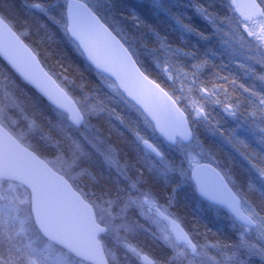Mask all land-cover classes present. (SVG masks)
I'll return each instance as SVG.
<instances>
[{"label":"trees","instance_id":"16d2710c","mask_svg":"<svg viewBox=\"0 0 264 264\" xmlns=\"http://www.w3.org/2000/svg\"><path fill=\"white\" fill-rule=\"evenodd\" d=\"M82 1L127 47L140 69L163 85L187 115L192 97L205 94L199 100L204 117L196 122L189 118L194 141L184 148H195L206 163L220 170L244 210H252L257 224L264 227V98L257 93L254 79L245 77V70L220 48L219 36H213L209 21L195 13L199 8L221 17L226 1L163 0L158 5L143 0ZM56 3L57 0H0V16L80 109L81 105L94 108L96 117L88 122L92 137H80L79 130L61 126L62 114L1 58L0 102L11 116L2 114L0 124L52 168L50 161L57 156L72 162L76 159V166L81 167L79 178L68 181L91 205L95 200L120 206L130 197L129 188L135 187L180 220L197 251L206 248L211 255L215 251L233 258L238 248L253 249L257 241L239 240L237 232L230 228L232 218L223 210H219L222 215L214 213V207L206 210L209 205L198 198L189 174L182 177L176 172L175 167L182 166L177 155L181 147L166 146L141 113L117 91H109L112 83L88 65L66 35L64 11ZM37 5L43 10H36ZM178 72L186 79L179 85L172 78ZM226 109H232L230 117L223 112ZM257 119L259 130L255 129ZM139 139L152 142L163 156L161 160L153 156V161L170 163L174 172L165 175L151 168L150 154ZM97 140L101 143L96 150L93 142ZM8 209L0 211V264H68L71 259L79 263L38 236L28 217L16 216L18 208L14 204ZM135 230L127 233L125 243L149 257L153 264H180L156 236L139 226ZM107 236L108 231L103 240ZM257 249L263 251L264 246ZM238 258L235 264H264L250 255Z\"/></svg>","mask_w":264,"mask_h":264},{"label":"water","instance_id":"95a60500","mask_svg":"<svg viewBox=\"0 0 264 264\" xmlns=\"http://www.w3.org/2000/svg\"><path fill=\"white\" fill-rule=\"evenodd\" d=\"M250 0H234V9L241 17L253 18L254 8H243L238 5ZM66 4L65 17L67 35L74 42L87 63L94 71L110 79L124 98L133 104L152 125L156 135L168 146L176 147L178 143L188 146L193 142V132L184 113L185 125L191 137L184 139V127L174 121L165 119L161 125L139 104L112 72L98 67L89 57L84 45L70 31L73 19ZM84 14L76 21L78 30L94 47L102 60L111 59L109 44L127 49L120 40L105 26L102 21L83 2ZM247 13V14H245ZM95 18V19H94ZM99 24H103L107 35H97ZM20 55H16V52ZM128 51V49H127ZM130 54V52L128 51ZM132 57V55L130 54ZM11 57V58H10ZM0 58L30 88H32L49 106L68 118V122L77 130L85 123V118L76 102L45 70L38 57L15 31L0 16ZM25 59L29 62L25 64ZM134 60V58L132 57ZM135 61V60H134ZM136 63V62H135ZM137 65V63H136ZM138 66V65H137ZM139 67V66H138ZM24 68L25 71L21 69ZM30 68H35L40 77L57 90L56 99L40 88L29 75ZM141 70V69H140ZM178 106V105H177ZM179 107V106H178ZM174 137L170 139L169 136ZM151 145V146H150ZM148 152L161 158V154L151 142L144 144ZM191 182L196 193L204 202L225 210L239 225L255 229L257 224L244 211L240 198L235 194L223 174L214 166L202 163L191 171ZM0 181L17 184L25 188L30 195V211L34 226L40 236L50 244L63 250L73 258L86 264H109L100 241L106 230L97 221L93 207L61 175L56 173L35 153L21 145L3 126L0 125ZM174 240L179 246L196 247L181 226L175 227ZM146 264H152L148 257H143Z\"/></svg>","mask_w":264,"mask_h":264},{"label":"rangeland","instance_id":"374dc122","mask_svg":"<svg viewBox=\"0 0 264 264\" xmlns=\"http://www.w3.org/2000/svg\"><path fill=\"white\" fill-rule=\"evenodd\" d=\"M67 1L68 0H57V3L55 4L62 6L64 16L65 5ZM143 1L158 5V3L163 0ZM223 1H226V3L223 4L222 8L225 13H223L221 17H218V15H216L215 13L207 14L204 10H201L199 8H195V13L201 16L204 20L209 21L213 30V36H219L217 40L220 48L224 50L227 56L231 58L232 62H234L240 69L243 68L245 70V77L254 79V82L258 84L256 86L257 93L264 98V41H261L259 39L260 29L261 27H264V0H254V16L251 19L240 17V15L233 8L234 0ZM224 5H226V7H224ZM35 9L43 10V8L39 5L35 6ZM216 17L218 19H216ZM64 30L66 31V22ZM180 74L182 73L178 72L175 76H171L178 85L179 83H182L186 80ZM109 91H116L114 84L109 85ZM202 92L203 91L200 90V93ZM204 95L201 94V96L192 97L190 104H187V108L189 111L188 117L192 122L199 121L204 117V113L197 115L196 107H194L195 105L203 108V105H201L199 100ZM3 97L4 94L2 95V99H4ZM261 106L262 114H264V103H262ZM231 110L226 109L223 112L225 113V115L230 117V114L232 113ZM81 111L85 116L86 122L84 127L79 130V136L87 138V135H89V137H92V135H90V133L92 132L91 126L88 124V122L91 121L92 118L96 117V111L94 110V108L88 105H81ZM2 114L11 116L7 112L6 106L0 102V116H2ZM233 117L235 116L233 115ZM61 119V126L65 124V129L73 128V126L68 122V119L65 115H62ZM256 123L257 128L255 129L259 130L260 128H258V124L260 123V119H257ZM139 140L144 150H146L144 147L146 140ZM93 143H95V146H93L91 143L90 145L95 147L96 149V146L101 142L97 140ZM179 147L181 148L178 150L177 155H179L182 160V166H176L175 170L176 172H179L182 177H184V173L186 172L190 176L192 168L205 162L206 159L204 160L203 154L195 148L188 149L182 147L181 145ZM99 149L102 150L100 147ZM148 156L150 157L151 162H153L151 168L153 167L154 169L160 171L161 174L163 173L165 175L170 172H174V170L170 166V163L160 161L156 162L153 161V156ZM57 157L58 159L50 161V163L53 165V169L67 178V180L76 182L79 178V170L81 169V167L76 166L78 163L76 162L77 160L73 159L74 161L72 162L70 160L68 161V159L66 160L64 156ZM11 185L0 184V211L2 212L9 210L8 207L10 206V204H14V207L18 208L15 212L16 216L19 215L20 218L28 217L31 220L33 228H35L30 212V197L28 192L25 191V189H23L22 187L15 188V185ZM129 189H131L132 191L130 197H126V199L120 204V206H115L109 201L97 202L94 200L92 204L95 208L100 224L108 231L107 238L102 241L104 248H106V254L110 264H129V262L131 261L144 264L141 260L143 255L134 247L130 246L128 243H125L127 233H129V231L131 232L132 229L137 230L138 226L143 228V230L149 232L151 235L156 236L159 240L166 244V246H168L175 254L177 258L176 262H179L180 264H182V262L183 264H235L239 263L238 260L240 258L238 257H241L243 255L246 257H248L249 255L254 256L264 263V249L263 251L262 249H257L259 245L264 246L263 226L257 224V228L255 230H250L238 225L234 220L230 219V228L237 232L239 240L247 239L250 241L258 242L254 244L255 246L251 250L247 249L246 251V248H238V250H235V257L233 258L225 257L223 253L221 254L215 251L214 254L211 255V253H209L206 248L194 252L190 248L178 247L174 241L175 227L181 224L180 220L177 219V217L173 216L167 208L159 205L155 200H153L149 196L144 195L143 192L138 191L135 187H130ZM132 194L134 195L132 196ZM211 208L213 207L207 206L205 209L209 210ZM211 210H214V213L218 215L223 214L217 208ZM245 211L256 223H258L252 210L247 208ZM22 227L27 229V227L25 226ZM116 249L118 250L116 251ZM118 251L120 255L117 254ZM68 262H70L68 264L80 263H76L72 259Z\"/></svg>","mask_w":264,"mask_h":264},{"label":"snow or ice","instance_id":"6c2138e0","mask_svg":"<svg viewBox=\"0 0 264 264\" xmlns=\"http://www.w3.org/2000/svg\"><path fill=\"white\" fill-rule=\"evenodd\" d=\"M238 7H242V9L252 8L255 7V3L254 0H250L249 3L242 6L238 5ZM68 10L69 15L73 19V25L71 26L70 31L84 45L89 57L97 64V66L116 75L121 86H123L128 91V94L145 108L153 119L157 121V124L161 125L162 131H165L163 121L165 119L171 120L176 124L183 126L184 132L182 134L184 139H190L191 133L185 125L184 112L177 106L176 99L169 93V91L157 80L152 79L141 71L128 53L127 49L122 47L118 48L115 45L109 44L111 49V59L102 60L97 55L95 48L89 45L88 40L78 30L76 21L84 14V7L81 4V0H69ZM102 34H105L110 38V34L106 33L103 24H99L97 35ZM259 39L264 41V27H261L260 29ZM16 55H20V53L17 51ZM24 62L26 65L29 63L27 59H25ZM21 70L25 71L24 68ZM165 71H167V68ZM26 74L29 75L40 88L47 92L51 98L56 99L57 102H59L57 90L50 87L49 82L41 78L35 68H30L26 71ZM194 107H196L197 115L204 113L202 107L195 105ZM229 107H231V105H229ZM169 138L173 139L174 137L170 135ZM261 175H264V169H261Z\"/></svg>","mask_w":264,"mask_h":264}]
</instances>
